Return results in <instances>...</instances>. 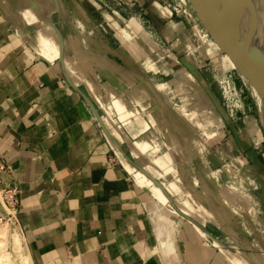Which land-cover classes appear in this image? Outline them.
I'll list each match as a JSON object with an SVG mask.
<instances>
[{
  "label": "crops",
  "instance_id": "obj_1",
  "mask_svg": "<svg viewBox=\"0 0 264 264\" xmlns=\"http://www.w3.org/2000/svg\"><path fill=\"white\" fill-rule=\"evenodd\" d=\"M76 1L0 0V189L18 188L31 260L264 264L260 112L230 122L210 80L230 55L197 12L191 26L159 0Z\"/></svg>",
  "mask_w": 264,
  "mask_h": 264
},
{
  "label": "water",
  "instance_id": "obj_2",
  "mask_svg": "<svg viewBox=\"0 0 264 264\" xmlns=\"http://www.w3.org/2000/svg\"><path fill=\"white\" fill-rule=\"evenodd\" d=\"M57 9L59 0H55ZM198 10L200 21L230 55L240 73H245L262 86L264 97V51L242 30L237 1L235 0H190ZM77 87V86H76ZM98 114L91 99L79 88ZM264 127V104H259ZM99 116V115H98Z\"/></svg>",
  "mask_w": 264,
  "mask_h": 264
},
{
  "label": "rangeland",
  "instance_id": "obj_3",
  "mask_svg": "<svg viewBox=\"0 0 264 264\" xmlns=\"http://www.w3.org/2000/svg\"><path fill=\"white\" fill-rule=\"evenodd\" d=\"M100 1V0H99ZM159 1H161L162 3H164L165 5H168V6H170L173 10H174V12H175V14H177V16H179V17H184V18H188L189 20H191L190 19V13L192 12V15H194L195 14V12H196V10L194 9V7H192V9H191V7H190V12L188 13V8H186L184 5H183V2H185L186 0H159ZM67 2V3H66ZM72 2V3H71ZM79 2V1H78ZM101 3H102V6H103V11H104V9H108V10H110L109 9V7H114V5L115 4H117V6H118V8H121L122 6H123V4H122V1L121 0H102V1H100ZM113 3H115V4H113ZM187 5H188V7H189V5H192V2L190 1V0H187ZM71 6H73L72 8V10L74 11V13H76L77 15L79 14V13H81L80 12V10L79 11H77L76 10V0H71L70 2L69 1H67V0H63V9L64 10H66L67 12H69L68 11V9H70L71 8ZM127 12H129V11H127ZM197 12H198V10H197ZM71 14V13H70ZM127 17H130V16H133V15H138L143 21H144V23H145V25L148 27L149 25H151V23L149 22V19H147V17L141 12V11H139V9L137 10V8L136 9H133L132 10V12H129V13H127ZM198 20H199V15H198ZM200 21V20H199ZM191 23H192V20H191ZM200 23H202L201 21H200ZM193 25V23L191 24V26ZM202 25H203V23H202ZM204 26V25H203ZM199 27L200 28H205L206 29V27H202L201 25H199ZM149 28V27H148ZM207 30V29H206ZM200 32H201V29H200ZM206 32H208V31H206ZM208 36L210 37V40L211 41H213L214 42V44L215 45H217V46H221V44H220V42L215 38V37H212L211 36V33L210 32H208ZM201 35H202V32H201ZM202 39H203V42H204V44H207L206 43V39L203 37V35H202ZM145 60L147 61V62H151V59H149V60H147L146 58H145ZM209 65H213V64H209ZM150 66H151V64H149L148 63V71L149 70H151V71H153L151 68H150ZM149 75H154L152 72H150L149 71ZM251 77L249 78V76H247L245 73H241V77H238V79H237V81H238V83L240 84V85H242L243 86V88H244V93H245V96H246V103H247V110H245V112H239V114H238V118H234L232 115H231V108L230 107H228L226 104H225V97H224V95L222 94V92H221V90H220V88H218V95H219V97L221 98V103H222V105L224 106V108H225V110H226V112H227V114H228V116H229V121L230 122H237L239 125H243V122H242V120H243V117H244V115H245V117L247 116V115H253V114H251V113H249V112H252V110H253V112H255L256 113V115H257V113L258 112H256L257 111V109H259V104H261L262 103V101L260 100V98L262 97V98H264L262 95L259 97V95H257V94H255L254 93V90H253V86H252V82H251ZM210 80H212L213 81V77H212V75L210 74ZM214 82V81H213ZM218 87H219V85H218ZM263 90V89H262ZM263 92V91H262ZM250 106H251V109H249L250 108ZM249 109V110H248ZM256 110V111H255ZM255 117V118H254ZM254 121L256 122V124L254 125V124H251L252 125V128H253V130H254V132L253 131H249L248 130V128H247V131H248V133L249 134H251L253 137H254V140H256V141H260V140H263L262 141V143H260L259 145H255L256 146V149H257V151H259V152H262V151H264V127H263V124H262V120H261V116H260V114L258 113V115H257V117L254 115ZM259 119V120H258ZM255 126V127H254ZM257 126H258V128H257ZM257 128V129H256ZM227 131V135H226V141H228L227 139H230V131H229V129H227L226 130ZM257 131V137H256V134H255V132ZM260 170V169H259ZM259 173L257 172V175H256V173L255 172H252V174H250V176H261L260 174L258 175ZM250 184L251 185H253V182H252V180H250ZM255 190H257V189H255ZM1 193V192H0ZM3 195L1 194V200L2 201H4V199H2L3 197H2ZM255 201H257L256 203H255V206H257V207H261L262 209L264 208V202H263V198L260 196V197H258V198H253ZM229 200V199H228ZM4 203V202H3ZM258 210V209H257ZM9 212H7L6 214H8ZM257 213H261L260 211H258ZM5 213L3 212V214L2 215H4ZM5 214V215H6ZM6 222V221H5ZM11 221H9V223H10ZM12 226H11V230H9L11 233H13V232H17L18 230H16V227H14V223L13 222H11L10 223ZM3 224H1L0 226H2ZM14 228H15V230H14ZM1 229V228H0ZM20 233V232H19ZM1 235V239L4 237V236H6V235H2V233H0ZM9 235H10V233H9ZM23 235V234H22ZM15 236H13V239H15L14 238ZM13 239L12 238H9L8 239V241H6V243H5V241H4V243L1 245L0 244V254H1V252H2V249L4 250V252H6V254H7V250H8V254H7V256L9 257H13L11 254L12 253H14V251L12 250V246L15 244H13L12 242H13ZM1 241V240H0ZM11 241V242H10ZM0 243H2V242H0ZM22 244H23V246H25V242L23 241L22 242ZM16 245H14L13 247H15ZM26 247V246H25ZM18 248V247H17ZM6 250V251H5ZM11 261V260H10Z\"/></svg>",
  "mask_w": 264,
  "mask_h": 264
},
{
  "label": "bare ground",
  "instance_id": "obj_4",
  "mask_svg": "<svg viewBox=\"0 0 264 264\" xmlns=\"http://www.w3.org/2000/svg\"><path fill=\"white\" fill-rule=\"evenodd\" d=\"M235 1H237L240 23H241V27H242L243 32L245 33V35L251 37V39L255 42V44H257L259 47H261V49H263V51H264V0H235ZM183 3L187 4V0ZM76 5H77L76 10L78 11L79 2L76 1ZM190 7L192 9L193 5H189V7L187 6L189 12H190ZM189 15H192V12ZM135 23H136V26L142 32L146 33L148 36H154L153 31L147 29L141 20L135 19ZM200 29H201L203 37L206 39V43L214 46L215 44L213 41L210 40V37L208 36L209 34H208V32H206L207 30L205 28H200ZM122 33H123V31H122ZM251 82H252L254 93L259 95V97H260L262 95V89H263L262 86L259 85L253 79H251ZM260 100L262 101L261 104H264V98L261 97ZM0 192H1L0 193V198H1V194H2L1 189H0ZM230 192L231 193H228L227 198L224 197V199H223L224 203L228 204L227 199H229V195L233 196L232 200H234L235 194H237V192L234 188L231 189ZM2 197H3L2 199H4V196H2ZM0 202L2 203V208L4 210L3 212L5 214L7 212H9L8 214H6V215L4 214L1 216H8L10 213L13 212V209H11L9 206H7L5 200L2 201L0 199ZM232 203H233V201L231 202V204ZM10 219L11 218H8L6 220V222L3 221L0 223V225L3 224L2 226H0V228H1L0 233H2V235L3 234L6 235L2 239L0 236V240H1L0 242H2L0 244L2 245L6 239H7L6 241H8L9 238L13 239V236H15L14 237L15 239H13L12 243L13 244L15 243L14 245H16V246L15 247H13L14 245L12 246V250L14 251V253H12L11 255L13 257L7 256V254L10 251L8 252V250H7V254H6V252H4V250L2 249V252L0 254V264H34V262L31 260L30 254H28L26 251V247L23 246V244H22V242L24 241V236L22 235V233L21 232L19 233V231H17V232L15 231V232L11 233L9 231V230H11V226H12L10 223L14 222L13 219H12V221ZM9 221H11V222L9 223ZM14 230H15V228H14ZM9 233H10V235H9ZM6 241H5V243H6Z\"/></svg>",
  "mask_w": 264,
  "mask_h": 264
},
{
  "label": "built area",
  "instance_id": "obj_5",
  "mask_svg": "<svg viewBox=\"0 0 264 264\" xmlns=\"http://www.w3.org/2000/svg\"><path fill=\"white\" fill-rule=\"evenodd\" d=\"M183 5L186 8L188 6L186 3H183ZM209 71L213 77V80L219 85V88L225 97V104L231 108V115L234 118H238L239 112H245V110H247L244 88L237 81L238 77H241L240 71L236 66H233L229 69H221L216 65H211V67H209ZM6 168L7 166L5 162L0 157V170H4ZM1 191L7 206L13 209V212L8 216H0V223L6 221L8 218H11V221L12 219L14 220V227H16V229L22 233L21 224L18 217V188L16 186H9L2 188Z\"/></svg>",
  "mask_w": 264,
  "mask_h": 264
}]
</instances>
